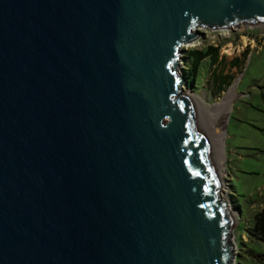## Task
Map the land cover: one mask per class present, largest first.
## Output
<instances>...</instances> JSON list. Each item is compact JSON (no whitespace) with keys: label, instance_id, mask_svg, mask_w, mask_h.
Returning <instances> with one entry per match:
<instances>
[{"label":"water","instance_id":"water-1","mask_svg":"<svg viewBox=\"0 0 264 264\" xmlns=\"http://www.w3.org/2000/svg\"><path fill=\"white\" fill-rule=\"evenodd\" d=\"M239 21L264 0H0V264L233 263L179 59Z\"/></svg>","mask_w":264,"mask_h":264},{"label":"rangeland","instance_id":"rangeland-1","mask_svg":"<svg viewBox=\"0 0 264 264\" xmlns=\"http://www.w3.org/2000/svg\"><path fill=\"white\" fill-rule=\"evenodd\" d=\"M196 29L197 37L181 46L183 91L213 105L234 84L238 90L227 121L223 187L218 190L233 209L232 264H264V241L251 233L255 214L264 207V21ZM209 45L218 47L216 59L205 57L194 74L188 51Z\"/></svg>","mask_w":264,"mask_h":264},{"label":"bare ground","instance_id":"bare-ground-1","mask_svg":"<svg viewBox=\"0 0 264 264\" xmlns=\"http://www.w3.org/2000/svg\"><path fill=\"white\" fill-rule=\"evenodd\" d=\"M184 93L190 97L193 108L199 115L201 123L204 124L203 126L207 132L206 137L209 148L217 160L220 177H222L223 175L221 174H223L225 170V138L227 136V121L230 118L234 100L238 95L236 84H234L220 101L218 100L213 105L203 103L201 99L199 100L196 98L193 93L185 91ZM230 212L233 215L232 208H230Z\"/></svg>","mask_w":264,"mask_h":264},{"label":"trees","instance_id":"trees-1","mask_svg":"<svg viewBox=\"0 0 264 264\" xmlns=\"http://www.w3.org/2000/svg\"><path fill=\"white\" fill-rule=\"evenodd\" d=\"M218 47L209 45L207 49L203 50L200 47L193 48L188 51L191 59L192 70L196 74L201 66L202 60L207 56L212 55V59L215 60L217 56ZM225 82V81H224ZM254 237L261 238L264 241V207L255 214V221L253 222V229L251 231Z\"/></svg>","mask_w":264,"mask_h":264}]
</instances>
